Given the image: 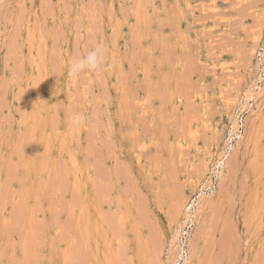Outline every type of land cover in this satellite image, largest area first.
<instances>
[{
    "label": "rangeland",
    "instance_id": "rangeland-1",
    "mask_svg": "<svg viewBox=\"0 0 264 264\" xmlns=\"http://www.w3.org/2000/svg\"><path fill=\"white\" fill-rule=\"evenodd\" d=\"M0 227V264H264V0H0Z\"/></svg>",
    "mask_w": 264,
    "mask_h": 264
},
{
    "label": "clouds",
    "instance_id": "clouds-1",
    "mask_svg": "<svg viewBox=\"0 0 264 264\" xmlns=\"http://www.w3.org/2000/svg\"><path fill=\"white\" fill-rule=\"evenodd\" d=\"M104 61V51L102 46H97L93 50L87 52L86 55L75 58L69 66V76L72 79H77L82 72L97 71L101 68ZM85 117L82 114L76 113L73 115L72 120L74 124H80L84 121Z\"/></svg>",
    "mask_w": 264,
    "mask_h": 264
},
{
    "label": "bare ground",
    "instance_id": "bare-ground-1",
    "mask_svg": "<svg viewBox=\"0 0 264 264\" xmlns=\"http://www.w3.org/2000/svg\"><path fill=\"white\" fill-rule=\"evenodd\" d=\"M19 2V1H18ZM23 4V3H22ZM17 24V23H16ZM15 24V25H16ZM8 41V40H7ZM15 71H16V68H15ZM12 73V72H11ZM13 75V74H12ZM58 76V75H57ZM38 93V92H37ZM40 93V92H39ZM29 97V96H28ZM28 102V101H27ZM30 110V109H29ZM27 111V110H26ZM25 111V112H26ZM40 113V112H39ZM41 116V115H40ZM26 117V116H25ZM39 117V116H38ZM41 118V117H40ZM29 121V120H28ZM31 122V121H30ZM50 122V121H49ZM41 123V122H40ZM52 123V122H51ZM22 125V124H21ZM21 125H20V127H21ZM12 127V126H11ZM21 129V128H20ZM22 130H23V128H22ZM21 131V130H20ZM18 132V131H17ZM34 134V133H33ZM36 134V133H35ZM8 135V134H7ZM13 135V134H12ZM18 136V135H17ZM20 137V136H19ZM138 137V136H137ZM22 142V141H21ZM16 143V142H15ZM40 143V142H39ZM14 144V143H13ZM38 145V144H37ZM6 147H7V145H6ZM9 147V146H8ZM20 147V146H19ZM40 149V148H39ZM44 151V150H43ZM20 153V152H19ZM22 153V152H21ZM26 156V155H25ZM24 156V157H25ZM14 159V158H13ZM46 163V162H45ZM46 165V164H45ZM17 168V167H16ZM16 168L14 169V170H16ZM47 169V168H46ZM11 176V175H10ZM44 176V175H43ZM46 176V175H45ZM47 179V178H46ZM51 180V179H50ZM23 181V180H22ZM45 182V181H44ZM18 183V182H17ZM13 184V183H12ZM17 185V184H16ZM44 186V185H43ZM49 186V185H48ZM38 189V188H37ZM43 192H44V190H42ZM96 191V190H95ZM22 194V193H21ZM35 202V201H34ZM35 204V203H34ZM111 206V205H110ZM22 208V207H21ZM30 208V207H29ZM33 209V208H32ZM14 210V209H13ZM37 210V209H36ZM14 212V211H13ZM36 212V211H35ZM36 216V215H35ZM38 217V216H37ZM15 219V218H14ZM34 219V218H33ZM17 220V219H16ZM32 221V220H31ZM28 223V222H27ZM7 224V223H6ZM34 226V225H33ZM10 227V226H9ZM1 228V227H0ZM31 229V228H30ZM14 230V229H13ZM16 230V229H15ZM28 230V229H27ZM43 231V230H42ZM81 236V235H80ZM8 238V237H7ZM27 239V238H26ZM7 240V239H6ZM29 241V240H28ZM34 242V241H33ZM41 244V243H40ZM21 245V244H20ZM140 245V244H139ZM24 246H27V245H25L24 244ZM30 246V245H29ZM31 246H32V244H31ZM35 246V245H34ZM11 248V247H10ZM33 248V247H32ZM32 248H30V249H32ZM23 251V250H22ZM6 252V251H5ZM16 254V253H15ZM38 254V253H37ZM21 255H23L22 253H21ZM33 255V254H32ZM79 255V254H78ZM26 256V255H25ZM82 256V255H81ZM80 256V257H81ZM27 257V256H26ZM25 257V258H26ZM8 258V257H7ZM12 258V257H11ZM5 259H6V256H5ZM27 259V258H26ZM78 259V258H77ZM22 260V259H21ZM80 260V259H79ZM1 261V260H0ZM24 261V260H23ZM15 262V261H14ZM17 262V261H16ZM77 262V261H76ZM10 263V262H9ZM18 263V262H17ZM14 264V263H13ZM80 264V263H79Z\"/></svg>",
    "mask_w": 264,
    "mask_h": 264
}]
</instances>
